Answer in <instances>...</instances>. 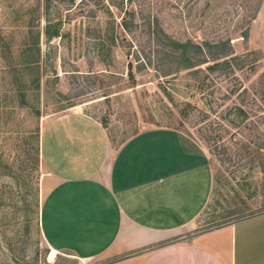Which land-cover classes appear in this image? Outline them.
<instances>
[{"label":"rangeland","instance_id":"1","mask_svg":"<svg viewBox=\"0 0 264 264\" xmlns=\"http://www.w3.org/2000/svg\"><path fill=\"white\" fill-rule=\"evenodd\" d=\"M186 42L202 52L167 54ZM73 110L113 147L165 128L208 155L201 229L263 211L264 0H0V264H75L41 236L38 155L43 127Z\"/></svg>","mask_w":264,"mask_h":264},{"label":"crops","instance_id":"2","mask_svg":"<svg viewBox=\"0 0 264 264\" xmlns=\"http://www.w3.org/2000/svg\"><path fill=\"white\" fill-rule=\"evenodd\" d=\"M90 116L68 111L39 134L41 236L75 264H264V210L201 229L214 166L171 129L113 147Z\"/></svg>","mask_w":264,"mask_h":264},{"label":"trees","instance_id":"3","mask_svg":"<svg viewBox=\"0 0 264 264\" xmlns=\"http://www.w3.org/2000/svg\"><path fill=\"white\" fill-rule=\"evenodd\" d=\"M71 1H73V0H71ZM58 35H57V32H54V33H52V34H47V32L45 33V38L47 39V40H50L51 38H54V37H57ZM242 38H244V37H242ZM223 45V47L224 46H227V48H228V43H223L222 44ZM172 46L174 47V50L173 51H171L170 53H167V54H169V56L171 55V58H172V56H173V54H175L176 53V51H179V50H181V52H180V55H183V56H185L186 58H188V59H190L189 57H188V55H189V49H191V48H194L195 50H197L199 53H201L202 52V49H201V47L200 46H197V45H192V44H190L189 42H186L185 44H176V43H174V44H172ZM204 47H207L208 49L209 48H211L212 47V45H210V44H207V43H205L204 44ZM177 49V50H176ZM38 52H37V49H36V54H37ZM191 53V52H190ZM221 53H224V51L223 52H221ZM229 54H226V52H225V55L223 54V56L224 57H226V56H228ZM222 56V57H223ZM223 62V64H225V66L226 67H230V65H229V62L225 59V60H222ZM36 60L34 61V62H32L33 63V66H34V64H35V69L37 68L36 67ZM214 65H217V64H214ZM184 67H187V68H192V67H194V65L193 64H191L190 62H188V64H187V66H184ZM209 69H212V66H210V67H207V70H209ZM37 78H34V85H37Z\"/></svg>","mask_w":264,"mask_h":264},{"label":"bare ground","instance_id":"4","mask_svg":"<svg viewBox=\"0 0 264 264\" xmlns=\"http://www.w3.org/2000/svg\"><path fill=\"white\" fill-rule=\"evenodd\" d=\"M55 254V253H54Z\"/></svg>","mask_w":264,"mask_h":264}]
</instances>
